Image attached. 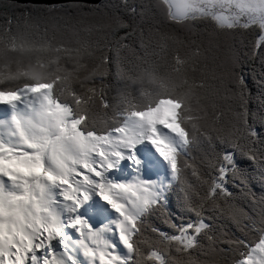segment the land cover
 <instances>
[{"label": "snow or ice", "instance_id": "6c2138e0", "mask_svg": "<svg viewBox=\"0 0 264 264\" xmlns=\"http://www.w3.org/2000/svg\"><path fill=\"white\" fill-rule=\"evenodd\" d=\"M0 264H264V0H0Z\"/></svg>", "mask_w": 264, "mask_h": 264}, {"label": "water", "instance_id": "95a60500", "mask_svg": "<svg viewBox=\"0 0 264 264\" xmlns=\"http://www.w3.org/2000/svg\"><path fill=\"white\" fill-rule=\"evenodd\" d=\"M15 2L20 4H52V3H70L72 0H15ZM88 3H99L100 0H86Z\"/></svg>", "mask_w": 264, "mask_h": 264}, {"label": "trees", "instance_id": "16d2710c", "mask_svg": "<svg viewBox=\"0 0 264 264\" xmlns=\"http://www.w3.org/2000/svg\"><path fill=\"white\" fill-rule=\"evenodd\" d=\"M17 3V2H16ZM18 4H20V3H18ZM253 91H255V89H253ZM114 94V93H113Z\"/></svg>", "mask_w": 264, "mask_h": 264}]
</instances>
